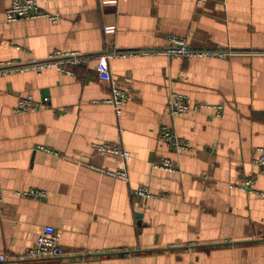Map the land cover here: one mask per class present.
<instances>
[{
    "label": "crops",
    "instance_id": "obj_1",
    "mask_svg": "<svg viewBox=\"0 0 264 264\" xmlns=\"http://www.w3.org/2000/svg\"><path fill=\"white\" fill-rule=\"evenodd\" d=\"M38 3L60 20L7 22L10 0H0V62L44 59L57 49L93 58L71 72L0 77V254L24 255L51 225L65 255L0 264H264V170L254 162L264 147V0H216L210 10L217 16L197 13V0ZM170 35L236 54L169 57L163 50ZM109 50L128 52L109 64L135 95L119 116L103 101L111 96L109 81L96 72L97 55ZM172 90L208 106L173 116ZM27 94L49 101L16 113ZM165 126L190 149L177 152L163 142ZM103 142L122 144L130 157L94 155L92 143ZM42 147L125 167L129 181ZM161 158L178 171L156 168ZM247 179L256 191L232 187ZM140 185L159 197L135 195ZM29 188L47 196L17 194Z\"/></svg>",
    "mask_w": 264,
    "mask_h": 264
},
{
    "label": "built area",
    "instance_id": "obj_2",
    "mask_svg": "<svg viewBox=\"0 0 264 264\" xmlns=\"http://www.w3.org/2000/svg\"><path fill=\"white\" fill-rule=\"evenodd\" d=\"M116 1L117 0H102L103 3H115ZM214 1L216 0H197L198 8L196 12L200 14L206 13L216 15L210 10L213 8ZM5 16L7 22H13L23 18H47L53 23H57L60 20L59 13H49L43 11L39 6L38 0H10V5L5 9ZM114 30V27L106 28L107 33H111ZM126 53L128 52L109 50L97 55V75L102 80L109 81L111 85V96L103 101L110 103L114 107L118 116L122 114V105L126 102L133 101L135 99V95L130 83L126 79L113 76L109 60L116 55H124ZM163 53L169 57L182 58H198L207 56L225 57L231 54H236L235 52L218 48H194L189 44V41L186 37H180L177 35L168 36V45L163 50ZM132 54H137V52H133ZM92 58L93 55L83 53L81 51H62L57 49L44 59L31 60L28 62H20L17 60L2 61L0 62V77L14 73L16 71L32 70L37 73H41L42 71L49 68H56L64 72H71L70 66L84 64ZM48 101V96H43L40 99H36L34 95L27 94L19 98L15 107V111L19 114L38 111ZM207 106L208 105L204 104L192 105L186 95L173 90L170 92L168 108L173 116H181L189 113L192 110H200ZM215 107L218 110L222 109V105ZM160 139L167 145L172 146L177 152L190 149L189 144L181 139L171 127H163L160 133ZM91 147L93 154L97 156L106 158H120L123 161H126L130 157V152L122 144H114L109 142L92 143ZM42 149L54 155L75 160L77 163L87 165L94 170L101 171L115 178L129 181V173L125 167L112 170L109 168L100 167L94 163H89L83 159L67 156L62 152L49 147H42ZM259 151L260 155L254 159V162L264 170V147H261ZM80 154L83 155L84 153ZM153 164L156 168L165 169L167 171H178L179 168L168 158H161L155 161ZM232 187L241 191H256L254 190L253 181L251 179H247L241 183L233 184ZM133 193L142 198L159 197L154 195L149 187L145 185L135 187L133 189ZM17 194L33 199H42L47 196V192L45 190L36 188L24 189L18 191ZM2 198L3 189L0 181V201H2ZM64 255L65 250L61 244L60 237L55 231V228L51 225H46L43 227L35 244L28 248L24 255L8 256L6 254H0V262L54 259L60 258Z\"/></svg>",
    "mask_w": 264,
    "mask_h": 264
}]
</instances>
